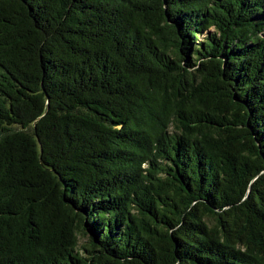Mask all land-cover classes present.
<instances>
[{"label": "trees", "instance_id": "trees-1", "mask_svg": "<svg viewBox=\"0 0 264 264\" xmlns=\"http://www.w3.org/2000/svg\"><path fill=\"white\" fill-rule=\"evenodd\" d=\"M0 264H264V0H0Z\"/></svg>", "mask_w": 264, "mask_h": 264}]
</instances>
